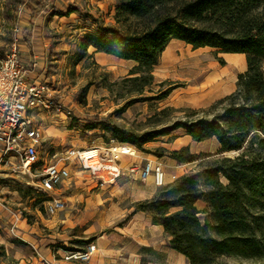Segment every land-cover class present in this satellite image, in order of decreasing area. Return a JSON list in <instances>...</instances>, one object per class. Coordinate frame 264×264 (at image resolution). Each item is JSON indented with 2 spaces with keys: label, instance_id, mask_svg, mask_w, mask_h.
<instances>
[{
  "label": "rangeland",
  "instance_id": "obj_1",
  "mask_svg": "<svg viewBox=\"0 0 264 264\" xmlns=\"http://www.w3.org/2000/svg\"><path fill=\"white\" fill-rule=\"evenodd\" d=\"M37 4L44 8L31 16ZM114 9L115 0H0V55L15 45L26 71L35 69L34 61L40 63L51 98L50 108L37 120L43 135L40 159L48 160L67 148L110 151L118 147L116 163L124 170L125 159L132 154L121 153L128 148L145 158L136 163L160 162L166 184L155 186L151 178L149 182L134 180L125 173L113 182L104 174L102 182L71 165V179L59 191L48 193L66 205L47 216L42 206L47 194L15 175L1 177L0 264H188L168 248L167 237L152 227L150 217L136 212L134 206L180 176L201 173L236 153L221 154L214 138L193 142L181 131L137 149L121 143L113 130L139 137L192 113L211 116L218 111L212 106L235 91L237 76L246 71L245 57L209 48L193 50L171 41L151 72V85L138 94V84L128 80L136 76L130 75L133 62L93 48L82 54V39L98 25L117 27ZM162 95L166 97L159 99ZM180 150L179 156L172 155ZM189 154L195 161L177 162ZM220 182L226 184L223 178ZM196 207L202 210L205 205L199 201ZM252 213L257 216L259 210ZM90 246L95 251L87 258L76 257ZM221 262L234 263L231 259Z\"/></svg>",
  "mask_w": 264,
  "mask_h": 264
},
{
  "label": "trees",
  "instance_id": "obj_2",
  "mask_svg": "<svg viewBox=\"0 0 264 264\" xmlns=\"http://www.w3.org/2000/svg\"><path fill=\"white\" fill-rule=\"evenodd\" d=\"M43 8L37 4L32 12ZM114 10L117 27L98 25L82 39V54L93 48L133 62L130 75L136 76L128 80L138 84V94L151 85V72L171 41L245 57L246 71L237 76L235 91L212 106L218 111L211 116L192 113L139 137L116 129L113 134L139 149L181 131L193 142L214 138L221 154L236 153L159 188L136 203L135 211L160 226L168 248L188 264H229L221 259L264 264L258 262L264 259V0H115ZM195 159L189 154L177 162ZM199 201L202 210L196 207Z\"/></svg>",
  "mask_w": 264,
  "mask_h": 264
},
{
  "label": "built area",
  "instance_id": "obj_3",
  "mask_svg": "<svg viewBox=\"0 0 264 264\" xmlns=\"http://www.w3.org/2000/svg\"><path fill=\"white\" fill-rule=\"evenodd\" d=\"M20 65L15 45L0 55V178L17 176L41 194L59 191L71 179V165L80 168L103 182H113L125 173L134 180L152 179L155 186H164L165 173L157 160L130 163L126 169L118 167L116 157L107 156L98 147L88 150L67 148L50 159H40L43 140L40 115L50 108L51 98L46 81L30 79ZM58 159L53 161V159ZM105 182V181H104ZM62 198L50 197L43 206L47 216L63 211ZM94 247L76 257L87 258Z\"/></svg>",
  "mask_w": 264,
  "mask_h": 264
},
{
  "label": "crops",
  "instance_id": "obj_4",
  "mask_svg": "<svg viewBox=\"0 0 264 264\" xmlns=\"http://www.w3.org/2000/svg\"><path fill=\"white\" fill-rule=\"evenodd\" d=\"M33 9H35V7L33 8ZM33 9H31V16H33V15H35V13L36 12H32V10ZM41 11V10H40ZM37 12H39V11H37ZM34 63L36 64L35 66L36 67H34L35 69L32 71V72H29L28 73V77L30 78V79H36V80H41L42 79V77L43 76H41V72H39V68H41V67H39V64L40 63H36V61H34ZM31 75V76H30ZM132 154V155H130L127 159H125V161H126V163H127V165H129L130 163H132V162H136V161H140V160H144L145 158H143V157H139V156H135L134 155V153L132 152V151H130L128 148H124L123 149V153H121L122 155H127V154ZM177 172V171H176ZM151 179L149 178L148 180H147V182H149ZM152 225V224H151ZM152 227L153 228H155V230L156 231H158V232H161L162 234H163V232H162V228L160 227V226H156V225H152ZM94 251H95V248H94ZM172 251V250H171ZM172 252H174V251H172ZM175 253V252H174ZM177 254V253H176ZM179 255V254H178ZM180 257H182V258H184L183 256H181V255H179ZM119 257H122V256H119ZM185 259V258H184Z\"/></svg>",
  "mask_w": 264,
  "mask_h": 264
},
{
  "label": "bare ground",
  "instance_id": "obj_5",
  "mask_svg": "<svg viewBox=\"0 0 264 264\" xmlns=\"http://www.w3.org/2000/svg\"><path fill=\"white\" fill-rule=\"evenodd\" d=\"M215 72V71H214ZM219 75V74H218ZM190 138V137H189ZM103 152H104V154L105 155H107V156H112V157H117L116 156V154L119 152V148L118 147H115V148H113V149H111L110 151L108 150H102ZM110 152L112 153V154H110Z\"/></svg>",
  "mask_w": 264,
  "mask_h": 264
}]
</instances>
